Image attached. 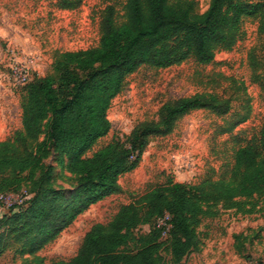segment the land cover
Returning a JSON list of instances; mask_svg holds the SVG:
<instances>
[{"label":"trees","instance_id":"1","mask_svg":"<svg viewBox=\"0 0 264 264\" xmlns=\"http://www.w3.org/2000/svg\"><path fill=\"white\" fill-rule=\"evenodd\" d=\"M59 4L74 10L82 1L59 0ZM123 11L124 19L118 22L115 5H108L97 47L58 52L54 75L35 77L24 86L22 130L0 141V195L18 192L34 178L52 148L79 181L64 202L50 186V167L33 180L32 198L0 220V256L16 248L22 258L35 257L34 264H45L37 255L47 245L90 207L122 192L120 179L139 167L153 137L172 134L177 123L194 111L225 116L232 108L230 99L216 93L171 100L160 109L158 122L141 123L126 142L113 140L89 156L111 132L108 112L129 76L142 66L167 69L190 59L209 65L218 51H230L242 40L247 20L256 21L264 34V0H211L203 13L196 0H126ZM247 119L234 122L228 131ZM234 159L226 178L207 177L198 184L170 182L122 206L108 225L91 228L72 260L53 264H159L164 244L174 262L180 263L196 247L191 218L205 213L203 205L264 196V122L259 136L238 149ZM167 213L172 228L164 243L159 221ZM143 225L151 230L139 236L135 230Z\"/></svg>","mask_w":264,"mask_h":264},{"label":"rangeland","instance_id":"2","mask_svg":"<svg viewBox=\"0 0 264 264\" xmlns=\"http://www.w3.org/2000/svg\"><path fill=\"white\" fill-rule=\"evenodd\" d=\"M74 10L61 7L59 0H0V141L22 130V98L25 85H16L12 67H30V81L54 75L52 65L58 52L97 47L105 8L115 5L118 22L123 21L126 0H81ZM205 12L211 0H196ZM244 36L230 50L218 51L213 63L190 59L167 69L142 66L127 78L124 91L108 112L112 130L93 153L120 139L126 142L144 122H158L167 102L198 93H216L232 101L231 111L218 116L199 110L182 118L172 134L153 137L139 167L120 179L122 192L90 207L55 241L37 256L45 264L70 261L79 252L86 234L96 224L108 225L122 206L141 200L157 187L170 182L198 184L207 177H228L235 153L258 137L264 122V34L256 21L243 25ZM248 119L228 131L234 122ZM43 138L41 141H43ZM51 168L50 186L68 202L79 177L71 175L55 149L49 151L34 178L16 193L0 195V220L16 205L33 196L34 182ZM32 180V181H29ZM204 214L191 218L196 247L177 264H210L224 255L225 264H264V196L231 203L203 205ZM3 229L0 228V234ZM150 225L135 230L139 236ZM162 237L161 242H166ZM164 244L159 264H176ZM35 257H21L12 248L0 256V264H34Z\"/></svg>","mask_w":264,"mask_h":264},{"label":"built area","instance_id":"3","mask_svg":"<svg viewBox=\"0 0 264 264\" xmlns=\"http://www.w3.org/2000/svg\"><path fill=\"white\" fill-rule=\"evenodd\" d=\"M12 79L16 85H26L30 81V67L16 64L12 67ZM171 220V215L167 213L159 221V225L164 228L163 237H167L172 228Z\"/></svg>","mask_w":264,"mask_h":264},{"label":"crops","instance_id":"4","mask_svg":"<svg viewBox=\"0 0 264 264\" xmlns=\"http://www.w3.org/2000/svg\"><path fill=\"white\" fill-rule=\"evenodd\" d=\"M223 257H224V255L221 254V256L217 259V262H212L210 264H225Z\"/></svg>","mask_w":264,"mask_h":264}]
</instances>
